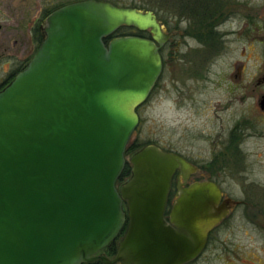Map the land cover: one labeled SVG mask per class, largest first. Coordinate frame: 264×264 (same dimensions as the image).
I'll use <instances>...</instances> for the list:
<instances>
[{
  "label": "water",
  "instance_id": "95a60500",
  "mask_svg": "<svg viewBox=\"0 0 264 264\" xmlns=\"http://www.w3.org/2000/svg\"><path fill=\"white\" fill-rule=\"evenodd\" d=\"M27 66L0 90V264H185L228 214L210 181L178 186L185 158L127 147L163 69L151 11L80 0L51 12ZM151 29L111 37L120 27ZM111 37V38H109ZM127 163L131 176L119 184ZM128 226L110 259L99 254Z\"/></svg>",
  "mask_w": 264,
  "mask_h": 264
},
{
  "label": "flooded vegetation",
  "instance_id": "af4514ba",
  "mask_svg": "<svg viewBox=\"0 0 264 264\" xmlns=\"http://www.w3.org/2000/svg\"><path fill=\"white\" fill-rule=\"evenodd\" d=\"M156 2L160 10L142 9L153 12L162 30L161 40L155 42L159 46L163 69L154 87L160 84L168 65L179 66V62L183 65L189 63L194 67L192 77L205 83L214 82L218 89L223 90L225 99L223 108L208 109V111L214 109V112L210 115L212 118L208 115L210 118L207 120H215L219 127L208 133L209 145L204 155L198 153L193 157L174 148L159 146L165 151L181 155L192 166L186 170L177 169L174 173L165 216L169 223L176 227L170 216L180 184L189 186L200 181L213 182L221 190V201L230 200L228 214L207 231V238L200 247V252L185 264H199L210 259L220 261L221 264H261V259L255 256L256 253L238 251L236 248H232L231 251L230 248H225L220 233L235 207L247 206L248 209V205L243 201L234 200L230 196L225 179L229 176L236 179L237 185L241 186L244 193L258 195V192H264V184L250 179L249 173L251 165L264 164V0H156ZM67 3L70 2H64L53 9L49 8L34 21L29 29L32 34V52L24 63L18 62L16 54L8 55L12 57L13 65L4 71L5 75L0 78V90L27 66L39 48L44 39L43 23L46 17ZM8 8L11 10L10 6ZM20 29L17 28L16 32ZM142 32L143 37L153 39L151 29ZM215 67L222 69L216 78L211 75ZM204 114H207L206 109ZM250 222L255 227L264 229V224H259V221ZM127 226L128 220L114 240L115 251L109 250L108 245L99 254L114 258ZM85 264L106 263L99 259Z\"/></svg>",
  "mask_w": 264,
  "mask_h": 264
},
{
  "label": "rangeland",
  "instance_id": "374dc122",
  "mask_svg": "<svg viewBox=\"0 0 264 264\" xmlns=\"http://www.w3.org/2000/svg\"><path fill=\"white\" fill-rule=\"evenodd\" d=\"M76 0H0V78L12 64L9 54H16L19 63H24L32 52L30 28L49 8ZM120 6L140 9H159L156 0H104ZM11 7V10L8 7ZM160 10V9H159ZM17 24H19L17 26ZM2 27V29H1ZM17 28H21L16 32ZM16 41V44L14 42ZM170 64L159 85L151 96L137 109L140 123L129 144H155L174 148L190 156L205 154L209 140L207 135L219 127L215 120H207L214 109L223 108V90L214 82L205 83L192 77L194 67L188 63ZM13 65V64H12ZM172 65V66H171ZM211 73L216 78L221 68L215 67ZM206 109V113L204 111ZM208 115L210 117H208ZM212 118V117H211ZM130 159L134 151L128 152ZM250 179L264 184V164L250 167ZM225 186L234 200L243 201L247 206L235 207L227 217L220 233L224 247L256 253V258L264 264V229L255 227L250 221L264 224V192L247 194L230 176L224 180ZM250 222V223H249ZM199 264H221L220 261H201Z\"/></svg>",
  "mask_w": 264,
  "mask_h": 264
},
{
  "label": "trees",
  "instance_id": "16d2710c",
  "mask_svg": "<svg viewBox=\"0 0 264 264\" xmlns=\"http://www.w3.org/2000/svg\"><path fill=\"white\" fill-rule=\"evenodd\" d=\"M121 35H139V36L143 37V32L141 30L135 28V27L122 26L111 37L121 36ZM111 37H109V38H111ZM145 145H148V144H137V143L136 144H128L126 153L132 152V151H134V153H135L137 150H139L141 147H143ZM131 170H132V165L130 163H127V165L125 166L123 173L119 179V184L123 183L124 181H126L131 176V173H132ZM115 247H116V241L112 242L108 246V249L115 251Z\"/></svg>",
  "mask_w": 264,
  "mask_h": 264
}]
</instances>
